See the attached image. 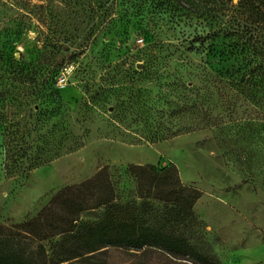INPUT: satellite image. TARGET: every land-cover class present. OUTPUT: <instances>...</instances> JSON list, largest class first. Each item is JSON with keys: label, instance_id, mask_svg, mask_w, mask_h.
<instances>
[{"label": "rangeland", "instance_id": "obj_1", "mask_svg": "<svg viewBox=\"0 0 264 264\" xmlns=\"http://www.w3.org/2000/svg\"><path fill=\"white\" fill-rule=\"evenodd\" d=\"M240 1L0 0L1 234L36 253L18 227L61 190L105 169L115 203L139 205L128 168L174 166L200 193L176 233L219 264H264V91L233 79L213 37ZM102 214L40 243L41 264L187 263L122 249L67 261ZM141 215L158 227L167 211Z\"/></svg>", "mask_w": 264, "mask_h": 264}, {"label": "trees", "instance_id": "obj_2", "mask_svg": "<svg viewBox=\"0 0 264 264\" xmlns=\"http://www.w3.org/2000/svg\"><path fill=\"white\" fill-rule=\"evenodd\" d=\"M237 9H228V22L215 30L213 37L227 40L226 55L234 62L233 79L239 85L264 91V0H241ZM246 13L249 15L244 18ZM189 50L196 49L190 46ZM127 171L135 177L139 205L116 204L108 175L102 169L89 180L58 192L35 219L18 227L25 237L38 243L36 253L27 254L0 229V264H41L44 251L40 243L70 232L82 214L99 209H103L102 217L85 229L67 261L87 262L109 249H122L141 256L156 254L172 262H187L174 264H219L175 231L195 220L192 210L200 199L197 190L180 183L177 169L131 166ZM150 202L164 205L167 218L162 226L152 227L142 218L141 211Z\"/></svg>", "mask_w": 264, "mask_h": 264}, {"label": "built area", "instance_id": "obj_3", "mask_svg": "<svg viewBox=\"0 0 264 264\" xmlns=\"http://www.w3.org/2000/svg\"><path fill=\"white\" fill-rule=\"evenodd\" d=\"M63 82V81H62ZM61 83V82H60Z\"/></svg>", "mask_w": 264, "mask_h": 264}]
</instances>
